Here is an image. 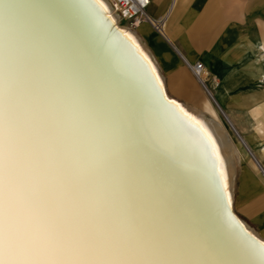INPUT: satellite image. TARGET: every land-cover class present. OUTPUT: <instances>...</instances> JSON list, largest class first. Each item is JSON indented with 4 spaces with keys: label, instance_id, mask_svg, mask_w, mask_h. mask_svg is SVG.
Returning a JSON list of instances; mask_svg holds the SVG:
<instances>
[{
    "label": "bare ground",
    "instance_id": "obj_1",
    "mask_svg": "<svg viewBox=\"0 0 264 264\" xmlns=\"http://www.w3.org/2000/svg\"><path fill=\"white\" fill-rule=\"evenodd\" d=\"M121 19L110 0H0V69L14 70L24 101L38 98L53 117L67 119L72 93L82 94L125 138L154 229L181 264H257L249 246L264 239L232 210L236 148L220 120L168 96ZM181 108L211 141L174 118L187 119Z\"/></svg>",
    "mask_w": 264,
    "mask_h": 264
},
{
    "label": "snow or ice",
    "instance_id": "obj_2",
    "mask_svg": "<svg viewBox=\"0 0 264 264\" xmlns=\"http://www.w3.org/2000/svg\"><path fill=\"white\" fill-rule=\"evenodd\" d=\"M66 111L26 103L14 70L0 69V264H181L154 229L125 138L78 92ZM249 254L264 264V245Z\"/></svg>",
    "mask_w": 264,
    "mask_h": 264
},
{
    "label": "crops",
    "instance_id": "obj_3",
    "mask_svg": "<svg viewBox=\"0 0 264 264\" xmlns=\"http://www.w3.org/2000/svg\"><path fill=\"white\" fill-rule=\"evenodd\" d=\"M172 1L151 0L148 8L155 18L167 16V38L147 22L134 29L154 60L168 96L182 104L200 103L198 80L188 64L202 60L210 71L219 73L224 83V90L219 88L216 95L211 93L219 104L233 87L245 85L251 89L252 97L264 100V91L254 88L258 79L264 84L261 75L264 71V0H177L173 5ZM241 42L242 51L237 53L242 55L244 65H234L228 60L220 65L216 58ZM206 77L207 74L199 81L210 94ZM192 109L206 114L209 119L221 118L210 98L203 101L201 109ZM257 130L262 131L263 127L259 126ZM253 163L264 175L255 160Z\"/></svg>",
    "mask_w": 264,
    "mask_h": 264
},
{
    "label": "rangeland",
    "instance_id": "obj_4",
    "mask_svg": "<svg viewBox=\"0 0 264 264\" xmlns=\"http://www.w3.org/2000/svg\"><path fill=\"white\" fill-rule=\"evenodd\" d=\"M166 17L167 16L162 17L164 20L165 37L167 36L165 27ZM121 23L133 29L127 20L121 19ZM242 43L243 42L238 45L239 47L237 44L234 45L233 47L227 49L223 55L217 57L216 60L220 61V65H223L225 60L230 61L234 65H244L245 61L243 58L241 59L242 55L237 53L242 51ZM196 62H202L204 64L205 70L207 71L205 84L208 89H210V93H214L216 95L219 88H223L224 90V83L222 82L219 73L217 71H210L202 60H198ZM190 64L193 65L194 63ZM188 66L190 68L189 64ZM197 80L199 85L198 99L200 100V103L184 104H186V106L188 105L190 109H201V105L206 98H210L212 100L213 105L220 114V122L223 129L236 148L235 155L233 154L235 178L233 186L234 204L232 206V210L241 219L246 221L248 225L264 239V175L255 167L252 155L242 143L239 136L226 120L222 112L219 110L216 103H214L210 94L206 93L203 84L198 78ZM254 88L264 91V84L261 83L260 79H258V83ZM251 95V89L247 88L246 85L240 87L238 86L237 88L233 87V91L226 94L224 100H220V105L230 118L236 130L245 139L249 148L264 166V116L262 115V111L264 110V100L252 97ZM259 126L263 127L262 131L257 130V127ZM244 148L247 150L249 155L245 153Z\"/></svg>",
    "mask_w": 264,
    "mask_h": 264
},
{
    "label": "built area",
    "instance_id": "obj_5",
    "mask_svg": "<svg viewBox=\"0 0 264 264\" xmlns=\"http://www.w3.org/2000/svg\"><path fill=\"white\" fill-rule=\"evenodd\" d=\"M111 2L122 20H127L133 29H137L142 23L147 22L162 36H165L164 20L162 18H155L148 12L151 0H111ZM172 2L173 5L176 0ZM189 65L192 72L199 79L201 73L205 70L204 64L196 62L193 65Z\"/></svg>",
    "mask_w": 264,
    "mask_h": 264
},
{
    "label": "water",
    "instance_id": "obj_6",
    "mask_svg": "<svg viewBox=\"0 0 264 264\" xmlns=\"http://www.w3.org/2000/svg\"><path fill=\"white\" fill-rule=\"evenodd\" d=\"M214 103H216L217 107L219 108V110L222 112V114L224 115V117L226 118V120L230 123V125L232 126V128L234 129V131L237 133V135L239 136L240 140L242 141V143L245 145V147L248 149V151L250 152V154L252 155V157L254 158V160L256 161L257 165L260 167V169L263 171L264 173V168L263 166L260 164V162L257 160V158L254 156L253 152L251 151V149L248 147V145L246 144L245 140L243 139V137L240 135V133L236 130V128L234 127L233 123L231 122L230 118L228 117V115L226 114V112L223 110V108L220 106V104L216 101V99L212 96V94L210 93Z\"/></svg>",
    "mask_w": 264,
    "mask_h": 264
}]
</instances>
